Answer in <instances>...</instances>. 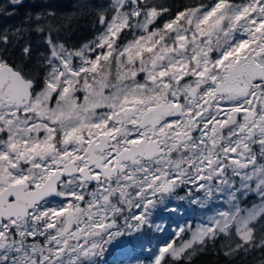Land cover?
<instances>
[{"label": "snow or ice", "instance_id": "6c2138e0", "mask_svg": "<svg viewBox=\"0 0 264 264\" xmlns=\"http://www.w3.org/2000/svg\"><path fill=\"white\" fill-rule=\"evenodd\" d=\"M205 254L264 264V0L0 4V264Z\"/></svg>", "mask_w": 264, "mask_h": 264}, {"label": "trees", "instance_id": "16d2710c", "mask_svg": "<svg viewBox=\"0 0 264 264\" xmlns=\"http://www.w3.org/2000/svg\"><path fill=\"white\" fill-rule=\"evenodd\" d=\"M46 0H26V5H36L40 6L41 4L45 3ZM61 9L63 10H70L71 5L74 3V0H54ZM179 2V0H177ZM7 3V0H0V4H5ZM26 11V8H21L18 12V14L11 19L5 21L6 23H15L19 21L24 15ZM90 32V25L84 21H81V26L77 30L76 37L83 40V39H90L91 36L89 35ZM215 256L210 255V254H205L203 256H200L199 258L196 259L195 264H215Z\"/></svg>", "mask_w": 264, "mask_h": 264}, {"label": "rangeland", "instance_id": "374dc122", "mask_svg": "<svg viewBox=\"0 0 264 264\" xmlns=\"http://www.w3.org/2000/svg\"><path fill=\"white\" fill-rule=\"evenodd\" d=\"M181 194H183V193H181ZM185 207H186V206H185ZM186 214H187V215H190V212H189V213H186ZM172 219H175V217H172ZM107 259H108V261H109V264H111V262H112L114 259H116V257L110 255V256L107 257Z\"/></svg>", "mask_w": 264, "mask_h": 264}]
</instances>
